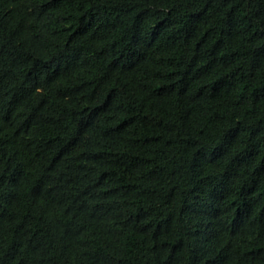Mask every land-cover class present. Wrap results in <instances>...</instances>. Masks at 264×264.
Listing matches in <instances>:
<instances>
[{
    "label": "trees",
    "instance_id": "trees-1",
    "mask_svg": "<svg viewBox=\"0 0 264 264\" xmlns=\"http://www.w3.org/2000/svg\"><path fill=\"white\" fill-rule=\"evenodd\" d=\"M0 264H264V0H0Z\"/></svg>",
    "mask_w": 264,
    "mask_h": 264
}]
</instances>
